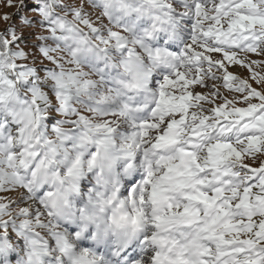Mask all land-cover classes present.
Wrapping results in <instances>:
<instances>
[{
  "label": "clouds",
  "instance_id": "clouds-1",
  "mask_svg": "<svg viewBox=\"0 0 264 264\" xmlns=\"http://www.w3.org/2000/svg\"><path fill=\"white\" fill-rule=\"evenodd\" d=\"M194 3L18 0L31 12L16 35L35 38L0 48V264H201L205 252L215 264L227 250L224 264L236 255L243 264L256 255L236 251L253 238L245 229L223 224L251 220L249 201L264 198V99L222 92L232 114L221 123L201 100L181 99L194 88L161 87L178 72L217 73L199 55L212 44L193 31ZM237 71L234 86L246 80L264 95V75ZM225 142L240 156L215 149ZM204 195L209 203L194 199Z\"/></svg>",
  "mask_w": 264,
  "mask_h": 264
},
{
  "label": "snow or ice",
  "instance_id": "snow-or-ice-1",
  "mask_svg": "<svg viewBox=\"0 0 264 264\" xmlns=\"http://www.w3.org/2000/svg\"><path fill=\"white\" fill-rule=\"evenodd\" d=\"M209 4H211V9H209ZM8 5L9 7L12 6L10 0ZM262 5H264V0H195V3L192 5V20L190 21L193 25V31L195 32L199 29L203 37L211 38L212 44L211 47L207 43L201 44L199 55L202 56L203 62L209 65L210 68H215L217 73L213 74L209 72L207 80H204L199 75L189 80L183 73L178 72L175 78L165 77L164 84L161 87L165 89L169 87L195 89V86H199L202 89L206 88V92L189 91L181 99L192 100L195 98L201 100L212 109L221 123H226L232 114V110H230L231 99L228 96L222 97L221 93L223 91L221 89H226L228 92L247 90L250 96L264 99V95L261 94L259 89L252 88L246 80H239L238 86H234L233 82L237 81L238 77L227 70L228 64H247L249 70L252 72L253 79L260 76L259 73L252 70V65H260L262 61L251 60L246 63L245 59H241L240 53L247 52L256 56L264 55V7H261ZM23 10L24 6L21 5V11ZM21 11H18L15 15L20 16ZM4 19L7 21L10 18L5 14ZM25 22L31 23L27 19H25ZM19 28V24L10 25L5 29L4 33L0 34V48L5 46L14 47L25 38L22 36L17 37L16 33ZM10 40L11 44L9 43ZM195 43L196 38L194 37L193 44H190L189 48L191 49ZM41 50L43 51L44 49L42 48ZM16 54L19 56L23 55L20 52ZM161 96H164L163 92ZM255 107V105L251 106V110H255ZM234 111L240 112L244 116L250 115L249 109L237 107ZM261 111L264 112V108H261ZM250 139L253 142L257 140L256 137L251 136ZM214 147L220 152L228 150V155L235 154L237 157L240 156V153L230 142L217 143ZM260 171L264 172V169H260ZM259 187L264 189V182ZM249 191V188L244 189L243 200H249L247 195ZM194 199H202L204 203H209L207 195L194 197ZM254 199L256 201L255 204L249 201V207L257 209L253 213L251 220L245 218L244 221L240 222L239 226L230 222L223 224V227L231 232L238 234L241 229H245L253 237L250 239L241 238L238 241L242 245V247L236 250L239 254H243L249 250L256 252V255L251 256L243 264H264V250L257 247L260 244H264V220L257 221L255 219L256 216L264 215V210H261V202L264 198L257 196ZM233 206L231 202H228V207ZM235 206L239 207L240 205L237 204ZM209 207H211V204H209ZM184 212L187 213L188 209H184ZM221 213L226 214L227 209L221 208ZM217 219L219 217L214 218L211 224H216ZM221 239L223 240V236ZM223 243L232 244L235 242L223 240ZM202 255L204 259L201 264H208V257L211 253L205 252ZM231 255H233L231 250L222 251L215 264H224V261ZM177 264H183V262L177 261ZM231 264H241L239 255L235 256Z\"/></svg>",
  "mask_w": 264,
  "mask_h": 264
},
{
  "label": "rangeland",
  "instance_id": "rangeland-1",
  "mask_svg": "<svg viewBox=\"0 0 264 264\" xmlns=\"http://www.w3.org/2000/svg\"><path fill=\"white\" fill-rule=\"evenodd\" d=\"M28 2H29V0H26V3H28ZM17 4H18V0H13L12 6L9 7L8 0H0V33H4L5 29L7 27H9L10 25L14 26V25L18 24L19 21L15 22V19L18 17L17 15H15L18 12L17 7H16ZM24 9L26 11L25 13L31 12V7H26ZM5 14H7L10 18L7 21L4 19ZM22 37H25L24 39L29 40L28 38L34 37V34L25 33L24 35H22ZM18 44H19V42H18ZM21 47H24V46H21ZM25 51H28V48H25ZM248 55L251 58V60H260L261 61L262 59H264V57L256 56L254 54H248ZM241 59H243L242 56H241ZM227 70L235 76H240L241 72L237 71V70H242L244 74H247L249 76V78L252 77V72L249 70V67L247 66V64H244V65L228 64ZM252 70L259 73L260 75H264V69L257 68L256 65H252ZM241 78H243V76H241ZM253 87H257V85L254 82H253ZM221 90L227 95L228 90H226V89H221ZM195 91L206 92L207 89L206 88L202 89L199 86H195ZM229 98L231 99L230 96H229Z\"/></svg>",
  "mask_w": 264,
  "mask_h": 264
},
{
  "label": "trees",
  "instance_id": "trees-1",
  "mask_svg": "<svg viewBox=\"0 0 264 264\" xmlns=\"http://www.w3.org/2000/svg\"><path fill=\"white\" fill-rule=\"evenodd\" d=\"M25 12H26V11H25V9H24V12H23V13L21 12V13H20V16H18V17L15 19V22H18V21L20 20V17H21ZM0 34H2V33H0ZM8 38H9V37H8ZM34 38H35V36L32 37V38H28L29 40L23 39L24 44H21V46L28 45V46L31 47V41H32ZM19 44H20V42H19Z\"/></svg>",
  "mask_w": 264,
  "mask_h": 264
}]
</instances>
